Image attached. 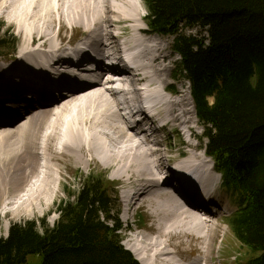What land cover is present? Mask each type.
Wrapping results in <instances>:
<instances>
[{
    "label": "bare ground",
    "instance_id": "obj_1",
    "mask_svg": "<svg viewBox=\"0 0 264 264\" xmlns=\"http://www.w3.org/2000/svg\"><path fill=\"white\" fill-rule=\"evenodd\" d=\"M142 21L135 0H0V29L6 25L20 40L14 60L0 62V125L6 126L0 127V216L46 215L63 167L100 163L125 185L124 221L138 202L154 218L151 241L165 248L147 245L150 235L140 233L126 243L141 264H164L172 254L166 247L188 251L192 240L200 241V255L188 264H211L225 202L216 203L220 177L192 143L198 122L191 101L168 80V45ZM73 39L78 42L67 48ZM88 64L112 73L90 72ZM75 90H83L81 98ZM167 127L186 136L188 157H167L160 136ZM174 162L169 177L163 167ZM31 166L35 171L27 175ZM162 182L184 197L166 192ZM183 198L207 208L216 204L215 219L189 215Z\"/></svg>",
    "mask_w": 264,
    "mask_h": 264
},
{
    "label": "trees",
    "instance_id": "obj_2",
    "mask_svg": "<svg viewBox=\"0 0 264 264\" xmlns=\"http://www.w3.org/2000/svg\"><path fill=\"white\" fill-rule=\"evenodd\" d=\"M142 1L149 29L174 39L205 154L236 208L225 224L246 253L234 264H264V0ZM13 42L0 40V55ZM67 194L54 226L16 224L0 237V264H140L123 246L118 183L93 171Z\"/></svg>",
    "mask_w": 264,
    "mask_h": 264
},
{
    "label": "rangeland",
    "instance_id": "obj_3",
    "mask_svg": "<svg viewBox=\"0 0 264 264\" xmlns=\"http://www.w3.org/2000/svg\"><path fill=\"white\" fill-rule=\"evenodd\" d=\"M135 2L139 6V8H141V10H142V15H143L142 25L144 26V28L149 29L147 27V24H146L147 16H148L146 6L144 5L142 0H135ZM150 34L163 38L168 45L170 55H171L170 77L168 78V80L170 81L171 86L174 87L173 89L175 91L176 90L180 91L182 89V92L186 95V96L185 95L184 96L187 97V99L191 101L192 107L194 108V111H195L194 117H195V120L198 122L197 128H195V130L193 132L195 134L196 138L194 139V137L192 136L193 137L192 143H194L195 145L197 144L199 146L197 149V153L203 152L205 154L206 153V150L204 149L205 148V144H204L205 142L203 141L204 130H203L202 125L199 122L198 117H197V112L195 110L196 109L195 104H194V101H193V99L191 97V93H190L189 83L186 80L181 79L180 76L178 75V73L176 72V65L179 61V57L177 56L176 52L173 49V40L174 39H173V37H166V36L158 35L154 32H151ZM191 34L198 36V37H207V35L205 33H201L200 30H195ZM6 37L7 38H14L13 45L15 46V49L12 48L11 51H3L0 55V62L14 60L12 58L17 55L18 49L20 46V40L16 36V34L12 30H9L6 25H3L0 29V40L5 39ZM78 38L79 37H77L75 39L78 40ZM75 39H73V40H75ZM10 55H12V57H7ZM178 95H180V92L176 96H178ZM209 102L212 104L213 99H209ZM37 125H39V124H37ZM180 132H181L180 130H174L173 131V128L171 129L170 127H167L164 131V134H162V133L160 134L161 139L164 140V142H165V148L167 149L166 155L168 158L179 157L181 155V153H185L187 157L189 156V154H188L189 149L186 147L187 146L186 136H184V134H182ZM192 149H194V148H192ZM205 156H206V154H205ZM185 157H182V159H184ZM172 164H175V162ZM30 165H35V163H31ZM211 166L214 169V165H213L212 161H211ZM34 171H35V167L31 166L30 169L28 170L27 175H33L32 173H34ZM93 171H99V172L103 171L104 173H106L109 180L119 184V195H120L119 196L120 197L119 203L121 205V216H120V218H121L122 223H124V231H122V234L124 236L123 246L125 247V249H127V247H126L127 241L131 238V236L136 235L137 233L143 234L144 236L150 235L149 238L146 240L147 245H149L151 247L154 246L155 249H157L158 247L165 248L164 245H163L164 247L161 245L162 242L158 243V244L161 243L160 245H156L157 243H154L155 245H153V243L151 241V239L155 238V236H156V228L153 225L154 224V218L152 217V214L150 212H148V208L146 205H141V203L138 202L135 206H132V208L130 210L131 212L129 215L130 217L128 216L129 220L127 222L124 221L123 214H124V211L126 208V204L124 202V195L123 194L125 193V190H126L125 185L121 180L112 179L110 177V171L108 169H105L100 163H93L92 165H90V167H86V168H78V167H74L71 165L63 167V170H62L63 176L61 177V179L59 180V182L56 185L57 189L59 188L58 189V191H59L58 195L54 200L51 201V204H52L51 205L52 206L51 212H48L46 215H43V216H36V217H31V218H26V219L24 218V219H21L18 221L13 220V218H10V217H8V219H4L3 216H0V237L1 238H7L9 236L10 229L16 224H24L26 222H35L38 224L39 228L42 227L43 223H45L48 227L54 226L60 220V216L58 213V207L62 203V201H65L68 199L67 192L77 190L79 183H80V180H81V177L83 175H86V174L89 175ZM179 172H181V171H179ZM214 172L217 174V176L220 177V180H221V176L216 172V170H214ZM27 177H30V176H27ZM169 177H172V175H170ZM25 181H27V180L24 179L23 183H25ZM136 192H139V191H136ZM216 193H215L216 199L218 196H220L219 198L220 199L223 198L225 200V202L223 203V207L221 208V210L218 212L219 218L217 219V235L215 236L214 241H213L212 253L209 257L210 263L211 264H232V263L234 264L235 262H238V260L242 256H244V254L246 253V250L241 246L240 243H238L236 240H232L231 232H230L229 228L227 227V225L225 224L226 218L229 215H231L236 210V208L230 204V200L228 199L227 195L222 191L221 187L219 188V185H218ZM136 196H137V194H133L131 196V198H133L134 202H136V198H137ZM202 203H205V202H202ZM189 214H190V212H189ZM9 220H10V222H9ZM192 242H193V246L190 247V249H189L190 251L189 250L185 251L183 248L180 249V248H175V247L174 248L173 247H166L167 249H169L168 252L172 253V254L167 255L163 258V260H165V261L168 259L166 261V263L164 261V264H168V263L169 264H172V263L173 264L174 263H176V264H188L189 262L196 259L200 254L198 252L199 247L196 248L195 246H196V244H200V241L199 240L198 241L192 240ZM227 245H229V246H227ZM155 249H153V250H155ZM132 255L134 256L133 253H132ZM135 259H136V257H135ZM136 260H138V259H136ZM139 263H140V261H139Z\"/></svg>",
    "mask_w": 264,
    "mask_h": 264
}]
</instances>
